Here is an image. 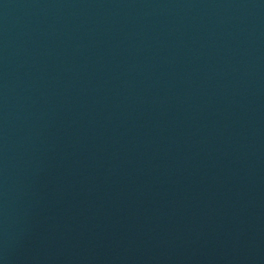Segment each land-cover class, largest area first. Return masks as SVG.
Listing matches in <instances>:
<instances>
[{"label": "water", "instance_id": "obj_1", "mask_svg": "<svg viewBox=\"0 0 264 264\" xmlns=\"http://www.w3.org/2000/svg\"><path fill=\"white\" fill-rule=\"evenodd\" d=\"M0 264H264V0H0Z\"/></svg>", "mask_w": 264, "mask_h": 264}]
</instances>
